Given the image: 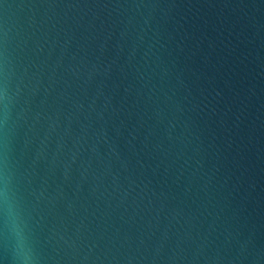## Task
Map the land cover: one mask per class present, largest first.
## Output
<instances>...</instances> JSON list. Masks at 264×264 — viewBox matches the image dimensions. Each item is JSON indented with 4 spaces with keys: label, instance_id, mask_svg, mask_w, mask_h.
Wrapping results in <instances>:
<instances>
[{
    "label": "water",
    "instance_id": "obj_1",
    "mask_svg": "<svg viewBox=\"0 0 264 264\" xmlns=\"http://www.w3.org/2000/svg\"><path fill=\"white\" fill-rule=\"evenodd\" d=\"M0 264H264V0H0Z\"/></svg>",
    "mask_w": 264,
    "mask_h": 264
}]
</instances>
